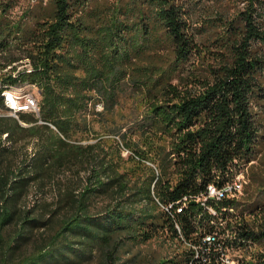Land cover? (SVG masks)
Segmentation results:
<instances>
[{
    "label": "trees",
    "instance_id": "obj_1",
    "mask_svg": "<svg viewBox=\"0 0 264 264\" xmlns=\"http://www.w3.org/2000/svg\"><path fill=\"white\" fill-rule=\"evenodd\" d=\"M200 1L47 0L12 20L14 0H0V58L6 65L31 61L28 72L13 76L11 66L0 74V93L7 83L36 82L45 121L39 133L28 128L37 143L16 160L1 139L10 144L15 130L27 128L0 118V245L10 256L34 244L9 264H86L98 254L101 264H118V247L136 242V232L141 240L167 229L192 239L197 226L210 224L195 197L209 182L231 178L230 167L246 166L249 201L239 208L229 198L217 204L234 205L240 214L264 207V0H208L197 17ZM12 43L20 57L9 62ZM197 57L203 62L192 66ZM124 86L149 101L130 128L167 139L152 158L160 168L152 191L150 183L144 187L118 171L98 145L66 140L76 114L92 99L89 90L109 109ZM2 102L0 96L4 108ZM49 183L58 192L41 202ZM99 198L112 204L97 208ZM155 200L172 204L170 211L157 209ZM235 227L240 240L264 242V226L243 220ZM5 228L12 234L4 235ZM257 264H264V255Z\"/></svg>",
    "mask_w": 264,
    "mask_h": 264
},
{
    "label": "rangeland",
    "instance_id": "obj_2",
    "mask_svg": "<svg viewBox=\"0 0 264 264\" xmlns=\"http://www.w3.org/2000/svg\"><path fill=\"white\" fill-rule=\"evenodd\" d=\"M38 1L41 2L42 6H45L47 2V0H14V5L9 10V17L12 20L26 18V11L36 7ZM206 2H208V0H202L194 6V14L197 17L200 16L197 15L199 7L200 9L203 7L200 6L201 3ZM11 46L12 50L9 53V62L13 57H20V51L16 49L14 43H12ZM201 60L200 57L195 58L192 66L201 64L203 62ZM6 62L5 59L0 58V67L2 66L0 68L1 76H3L4 73H9L11 71L9 67L11 66L14 68L13 76L18 70H24L26 72L31 70V61L28 58L15 60L10 62L9 65L4 64ZM0 86L2 87L1 82ZM130 87L131 86H124L121 90L116 91V103L109 109L105 108L104 105H102V108H99L97 102H102L103 104L100 95L93 89L89 90L88 93H90L92 99L87 102L85 109L80 110V114H76V120L72 123L73 126L70 128L66 140L74 144L98 145L103 152H106L107 157L118 171L125 172L131 181H137L144 187L150 183V190L152 191L154 181L160 171L158 163L152 160V158H154L156 146L163 143L167 145V139L160 136L158 132L155 131L143 132L140 129L130 128V125H133V122L139 119L146 111L149 103L143 93L134 92ZM3 89L4 91H10L18 96H23L25 93H32L38 101V107H40L42 95L40 86L36 82L23 81L13 84L7 83V86ZM29 114L33 115L37 120L29 121L23 119L21 115L12 116L8 109L0 107V118H9L10 121H16L20 126L27 128L26 130H15L13 138L10 139V144H7V140L1 139V144L10 145L9 149H11L12 152H9L10 154L8 153V156L12 159L16 158V160H19L20 157L23 156L25 149L29 154L33 152L38 135H33L32 133H39L41 129L37 128V125L45 123L44 120L40 119L39 111L38 113L32 112ZM48 124L54 135L57 134L63 137L52 123L48 122ZM29 127L32 129V133L28 131ZM35 130H37V132H34ZM154 174L155 178L152 177ZM169 174L172 179H175L176 174L173 173V170H171L168 175ZM65 175L71 178L73 173L72 171H67ZM80 175L85 176V173L81 172ZM44 188L41 202L52 201L58 192V187L49 183ZM245 190H241V192L234 195L235 202H240L238 208L243 205L244 207L247 206L249 201L246 198ZM35 194L36 191L32 189L29 198L32 200ZM95 203L97 208H101L106 203H111V200H109V198H99ZM155 203L157 204V209H161L162 205L157 203V200H155ZM147 207L152 208L153 204H148ZM243 220L264 226V207H257L246 212V216L241 219V222ZM235 221H240V218L233 220V222ZM9 232L12 234V231L5 228L3 234L7 235ZM135 237L137 238L136 242L125 245L122 244L118 247L117 253L119 256L116 257L118 264H177L178 261L182 259V255L185 256V253L188 251V244L183 239L174 236L169 229L156 232L147 240L139 239L140 234L138 232L135 233ZM33 245L34 244H27L20 248L18 252H13L10 256L4 254L3 247L0 245V264H3L4 260L6 261L5 264H9L13 259L18 260L22 255L32 251L34 248ZM262 252H264V244L256 245V247L254 245L252 248H248L247 251L242 253L243 259L249 261L253 260L257 254ZM247 257L250 259H247ZM100 258L99 254L95 255V257L86 264H101ZM57 260L56 257L55 261Z\"/></svg>",
    "mask_w": 264,
    "mask_h": 264
},
{
    "label": "built area",
    "instance_id": "obj_3",
    "mask_svg": "<svg viewBox=\"0 0 264 264\" xmlns=\"http://www.w3.org/2000/svg\"><path fill=\"white\" fill-rule=\"evenodd\" d=\"M7 93L6 102H2L5 109H8L12 116H19L22 113H32L30 112V105H38V102L33 101V95H24L21 98H11L9 92ZM97 106L102 108V102H97ZM245 169L233 170L230 167L227 171H232V178L227 182H218V180L211 181L207 184L206 192L195 197V203H197L201 208V214H215V221L221 225L223 230L229 231L228 220L229 219H241L246 216L245 210L243 214H240L239 209L224 210V205L219 206L217 203L223 199L229 198L234 200V195L243 190L248 179L245 177ZM187 197L182 200V205L187 203ZM164 206L162 205V208ZM172 207V204L165 206L164 208L168 211ZM181 206L177 207V211L181 210ZM209 224V223H208ZM178 227V225H177ZM264 228V227H262ZM179 229V228H178ZM180 237L183 239L182 235ZM234 237V235H232ZM193 238L200 242L201 246V256L200 258H193L191 254V259L188 264H218L212 263V255H223V260L234 261V251L235 249H224L221 245L220 239H215V235L194 233ZM184 240V239H183ZM249 242V241H248ZM260 244V241H257ZM249 244H251L249 242ZM247 259H250L247 257Z\"/></svg>",
    "mask_w": 264,
    "mask_h": 264
},
{
    "label": "bare ground",
    "instance_id": "obj_4",
    "mask_svg": "<svg viewBox=\"0 0 264 264\" xmlns=\"http://www.w3.org/2000/svg\"><path fill=\"white\" fill-rule=\"evenodd\" d=\"M5 86H7V84L3 85V87H5ZM6 92H9L11 98H21L24 95L32 94V93H25L23 96H18V95H14L10 91H7V90L4 91V89H3V91L0 93V96L2 97L3 102H6V100H7V93ZM33 101L38 102L34 95H33ZM38 106L39 105H30V112L38 113V111H39ZM238 167H240V166H238ZM244 168H246V166H244ZM241 169H239V170H241ZM245 171H246V169H245ZM245 177H246V175H245ZM231 178H232V176H231ZM231 178H229L225 181H222V182H227ZM231 209H236V208L234 205L224 206V210H231ZM205 215H206L207 220H209V223H210L209 228H203V226H197L194 233H202V234H211L212 233L213 235H215V239H220L221 245H223L224 249H235L236 248V250L234 251V261L223 260V255H212V263H218V264H257V262L261 259L262 255H264V252L257 254L254 257V259L250 260V261L243 259L242 253L244 251H247L248 248H252L254 245L256 247V245L264 244V242L260 241V244H259L255 240H248L251 243V244H249L248 241L240 240L239 239L240 235L236 233V227H235V225L238 222H236V221L233 222V220H235V219H229L228 220L229 231H227V230H223L221 228V225H219L218 222L215 221V214H205ZM232 235H234V237H232ZM191 236H193V234ZM184 241L188 244V251H187V253H185V256H188L187 257L188 260L185 261L186 262L185 264H188L189 260L191 259V254H192L193 258H200L201 246H200V242H198V240L194 239V238L189 239V240H184Z\"/></svg>",
    "mask_w": 264,
    "mask_h": 264
}]
</instances>
